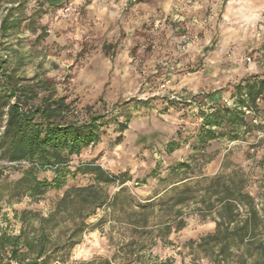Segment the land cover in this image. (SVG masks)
I'll return each mask as SVG.
<instances>
[{
    "label": "rangeland",
    "instance_id": "1",
    "mask_svg": "<svg viewBox=\"0 0 264 264\" xmlns=\"http://www.w3.org/2000/svg\"><path fill=\"white\" fill-rule=\"evenodd\" d=\"M48 1L29 3L25 21L11 40L29 63L25 76L52 81L56 96L71 106L70 119L104 116L106 135L72 158L62 190H50L38 201L4 197L1 230L18 234L16 213L46 215L69 188L95 184L91 175L74 174L77 166L91 162L116 176L127 174L129 180L123 186L116 182L111 193L125 187L138 201L155 204L169 195L165 192L171 181L164 179L181 163L197 166V177L229 174L239 167L250 176L249 190L264 209L262 102L255 114L246 112L258 127L254 133L237 141L197 140L204 123L201 113L211 111L205 99L233 106L235 84L264 76V38L258 36L264 26V0H52L54 6ZM4 15L1 10L0 21ZM121 123L128 127L122 134ZM5 176L4 182L15 181L19 169L5 170ZM54 177L50 171L41 174L49 181ZM89 223L71 261L115 257L127 264L125 245L136 238L129 228L104 211ZM214 229V222L190 215L181 232L147 244L138 264L157 258L194 264L187 243Z\"/></svg>",
    "mask_w": 264,
    "mask_h": 264
},
{
    "label": "trees",
    "instance_id": "2",
    "mask_svg": "<svg viewBox=\"0 0 264 264\" xmlns=\"http://www.w3.org/2000/svg\"><path fill=\"white\" fill-rule=\"evenodd\" d=\"M31 1L0 0V11H5L0 21V202L4 197L38 201L50 190H62L72 158L106 135L104 116L70 119L71 106L65 97L56 96L52 81L26 78L29 63L11 40L20 31ZM55 4L48 1L49 6ZM233 87V106L204 100L211 111L201 113L204 123L198 143L222 137L237 141L242 134L257 130L246 112L255 114L259 103L264 105V76H249ZM127 129L121 123L118 131L122 134ZM193 166L181 163L171 169L164 179L171 181L165 192L169 195L157 204L138 201L125 187L111 193L116 182L123 186L129 180L126 173L116 176L96 162L77 166L74 174L91 175L95 184L69 188L46 215L28 210L16 213L19 233L10 235L0 229V264H126L115 257L71 261L73 250L91 227L89 220L99 211L110 213L136 236L125 245L127 264L141 262L147 244L165 242L185 229L190 215L215 223L214 232L187 243L194 264L201 260L264 264V209L249 190L250 176L235 167L229 174L197 177V166ZM15 168L20 177L4 182L5 170ZM47 171L55 176L52 181L41 178ZM2 210L0 205V218ZM102 223L104 219L98 225ZM152 264H174V260L157 258Z\"/></svg>",
    "mask_w": 264,
    "mask_h": 264
},
{
    "label": "built area",
    "instance_id": "3",
    "mask_svg": "<svg viewBox=\"0 0 264 264\" xmlns=\"http://www.w3.org/2000/svg\"><path fill=\"white\" fill-rule=\"evenodd\" d=\"M258 36H262L264 38V26H261L260 28V33L258 34ZM248 61H250V59H248ZM163 88L165 87V85L162 86ZM242 211V210H241Z\"/></svg>",
    "mask_w": 264,
    "mask_h": 264
},
{
    "label": "crops",
    "instance_id": "4",
    "mask_svg": "<svg viewBox=\"0 0 264 264\" xmlns=\"http://www.w3.org/2000/svg\"><path fill=\"white\" fill-rule=\"evenodd\" d=\"M134 15H132V17H133ZM135 17V16H134ZM133 21H136V19H133ZM140 22H141V20H140ZM136 23H139V20H137L136 21ZM141 24V23H140Z\"/></svg>",
    "mask_w": 264,
    "mask_h": 264
}]
</instances>
